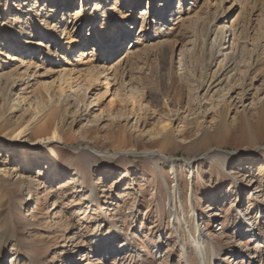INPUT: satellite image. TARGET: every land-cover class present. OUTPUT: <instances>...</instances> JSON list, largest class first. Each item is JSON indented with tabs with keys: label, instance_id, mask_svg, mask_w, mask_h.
Here are the masks:
<instances>
[{
	"label": "rangeland",
	"instance_id": "obj_1",
	"mask_svg": "<svg viewBox=\"0 0 264 264\" xmlns=\"http://www.w3.org/2000/svg\"><path fill=\"white\" fill-rule=\"evenodd\" d=\"M218 3L171 0V12L160 20L149 0H0V75L15 66L21 74L34 73L28 84L19 87L27 95L43 84L64 89L76 103L61 117L73 141L59 146L89 149L101 159L87 166L88 178L82 184L80 175L73 171L62 178L47 179L34 193L26 190L25 182L19 190L20 205L12 216H22L29 225L8 220L10 204L0 191V264H32V251L26 250L29 246L40 264H200L188 244L194 228L187 232L184 221V217L189 220L192 209L199 231L219 249L213 264H264V153L222 163L213 157L212 149L217 146L225 151L239 147L236 140L244 124L231 108L224 127L217 98L209 96L210 92L203 94L206 88H195L199 69L194 70V59L186 56V68L193 75L185 72L182 62L201 21ZM223 5L230 8L216 26L225 24L227 29L230 20L235 21L234 35L245 36L238 39V47L245 48L248 57L253 47L258 48L264 32V0H226ZM141 9L146 10L145 16ZM36 16L46 19L47 24L58 21L65 31L46 32V25L32 32L30 26H37ZM105 18L117 31L123 28L121 41L112 39L116 51L106 43L101 47L91 42L94 29ZM4 24L15 29L21 25L27 32L17 31L13 36L3 29ZM124 24L128 31L124 32ZM33 39L41 43L34 45ZM226 39L230 42L231 36ZM118 61L121 65L116 81L109 75H102L97 82L89 77L94 66L107 67V74ZM195 63H201L199 56ZM258 68L259 74L264 73V61ZM241 73L237 71L236 77ZM68 82L72 83L70 88ZM256 84L259 97H264V85L259 80ZM244 104L250 109V100ZM165 123L173 128L177 145L155 141ZM199 123L211 133L205 149L208 154H203L204 142L193 143L200 136ZM122 129L125 138L120 140ZM118 146L137 152L170 148L174 166L138 154L128 156L120 168L114 167L108 154ZM8 150L0 148V182L4 185L15 181L22 171L18 168L32 158L27 156L17 164L19 153L6 156ZM184 158L196 160L192 178L179 164ZM39 160L38 166L25 168L23 177L35 178L38 170H45L47 157L39 156ZM239 167L242 176L238 178ZM174 176L179 186L172 202L169 191ZM90 185L96 199L83 206L89 217L79 226L73 221L78 206L69 195L76 189L87 192ZM213 199L218 202L212 204ZM244 216L251 222L247 231L241 226ZM105 242H115L117 253L108 256L103 246L110 245ZM118 246L123 247L119 253Z\"/></svg>",
	"mask_w": 264,
	"mask_h": 264
},
{
	"label": "bare ground",
	"instance_id": "obj_2",
	"mask_svg": "<svg viewBox=\"0 0 264 264\" xmlns=\"http://www.w3.org/2000/svg\"><path fill=\"white\" fill-rule=\"evenodd\" d=\"M217 1L219 2L218 5L204 19V22L201 21V27H198V32H195V37L190 43L188 52L182 62L184 64L185 72L188 75H193L194 72L186 68V56L194 59L193 68L194 70L199 69L195 88L197 90L206 88L203 94H208L210 92L209 96L217 98V103L220 104V122L222 125L224 127L227 126V118L231 108L235 109L237 117L240 118V122L244 124V128L240 130L239 136L236 140V144H238L239 147L227 151L222 150L219 146L212 149L214 152L213 157H217L222 163L226 162L229 158L243 160L253 157L257 154V152L264 153V97H259V90L257 88L259 85L256 84L259 80L264 85V73L261 72V74H259L258 68L259 63L264 61V32L261 34V42H259L258 48L253 47V53H249L248 57H245L246 49H239L238 47V39L245 38V36L242 34L234 35V27H237L236 22L230 20L227 25V29L224 27L225 24L216 26V22L222 18L224 12L230 8V6H228L224 9L223 3L226 0ZM149 2H151V6L156 9L157 17L160 20L167 17L168 13L171 12V10H169L171 0H149ZM100 3L101 2L96 4L95 7L100 6ZM141 10L142 16H145L147 13L146 10ZM35 20L37 26H30L33 27L34 30H32V32L34 31V33H37L35 27L46 25V28H44L46 32L54 30L56 33L62 34L65 31V27L61 28V24L58 25V21L47 24L46 19L39 16H36ZM167 22L168 20L166 18L163 23L167 24ZM14 25L17 26L16 24ZM124 26V32L128 31L129 27H126V24H124ZM21 27L22 26L20 25L19 28L15 29L14 26L10 24H4L3 29L7 30L14 36L17 35V31L22 33L27 32V30L22 29L24 27ZM122 30L123 28H121L120 31H117V29L109 22V19L105 18V21L101 23L98 28L94 29V35L91 38V42L100 44L101 47L102 44L106 43L108 44L107 47L109 49L114 48L111 51H116L113 46V42L121 41L120 35ZM227 30L230 33L227 34ZM112 35L113 37L111 38ZM211 35H213L212 39H210ZM228 35L231 36V40L227 43L226 36ZM122 36L125 38L127 37V34ZM112 39L114 40L113 42ZM32 41H35V43H33L34 45L41 43L35 39ZM225 44L226 46L223 47ZM93 47L95 48L96 45ZM46 48L49 51L50 48L47 46ZM196 55L201 58V63L199 65L195 63L197 58ZM245 59L247 60L245 61ZM29 65H31V61ZM120 65L121 62H116L111 72L107 74L105 73L107 67L96 65L92 69L89 77H91L94 82H97L102 75L104 77L109 75L113 81H116L119 77L118 66ZM240 67L243 68L240 69ZM18 69L19 67L15 66L6 74L0 75V148H10V150L6 151V156H10L12 154L11 156L13 157L15 156V153H19L18 156L20 157V161L17 164H21L23 160L25 161L27 156H32V158L29 164H27V161L25 162V167L18 168V170L22 168V171L21 175H18V178L15 181L8 183L7 185L1 184L0 182V191L3 190L2 196L5 198L6 202L10 204L11 212L7 215L8 220L12 221L15 219L17 223H25L29 225L31 223L28 224L22 216V218L17 216V214L12 216L13 211L17 210V205H20V203H17L18 200H21L19 190L25 182L27 183L26 190H28L29 193H34L41 187L42 184L48 182L47 179L54 176L62 178L69 173V171H73L75 174L80 175V183L82 184L88 178V174L85 173L87 166L91 164H98L101 162V159L97 154L89 149L78 148L70 150L63 149L59 146V143L64 144L73 141V136L71 135L69 129L62 123L63 119H61V117H64L66 111L74 107L76 103L70 99V94H66L64 89H55L53 86L48 84L41 85L38 90L34 91L30 95H27L26 92L22 91V88L19 87L22 84H28L29 78H31V75H34V73L21 74L18 72ZM237 71L242 73L237 74L236 77ZM71 84L68 82L69 88L71 87ZM130 92L127 91L128 94H130ZM164 95H166V93H164ZM37 98L39 101H35ZM247 100H250L251 102L250 109L245 107L244 103ZM236 104H239V107ZM253 119H256V121H253ZM136 120L139 119L137 118ZM166 121L168 120H164V122ZM198 125H200V136L198 140L193 143L201 144L204 142L202 148L205 150L209 146L211 133L207 130V128H201L200 123ZM167 126V123L162 125L163 128L161 129V135L157 136L155 141L161 143V145L168 143H172L173 145L176 143L177 145L173 128H168ZM123 131L124 129L121 130L120 140L125 138V136H123ZM222 137V135L218 136V145H221V140L223 139ZM171 152L172 150L170 148L164 147L156 150L143 148L142 151L137 152L131 147L123 148L118 146L114 148L111 153L109 152L108 155L113 158L112 165L114 167L122 166L124 164V160L128 156L141 154L152 160H159L161 163L167 162L170 164V167L173 168L175 161ZM203 154H208V149L205 150ZM43 155H45L49 161L45 170H38L35 178L32 177L33 175L28 177L26 175L23 177V173L26 174L24 171L25 168L30 169L32 166H38L41 164L39 162L41 161L39 160V156L42 158ZM2 162H4V160L1 161V163ZM179 164L183 170L189 174L190 178L194 176L193 169L196 164V160L194 158H184L181 162H179ZM2 170L4 171V168H2ZM241 173L242 172L239 167V171H236V176L239 178L242 176ZM48 174L52 176L48 177ZM178 180L179 179L174 176L173 181L175 183L173 184L171 191H169V193L172 194L170 198L172 202L175 201L174 198L177 197L178 194ZM77 192H79L78 197L74 195ZM69 197H71V201L74 203V206H78L75 211V219H73V221L74 223L78 222V225L80 226V221L85 223L89 217L83 206H88V203H94L96 193L93 192V187L90 185L89 191L82 192L76 189V191L71 192ZM214 198L217 199L218 197L215 195ZM215 199H213L212 204L218 202ZM194 211L195 210L192 209L189 220L184 217L187 232L191 233V227L194 228L188 244L192 248L194 254L198 257L200 264H213L212 260L218 256L219 249L217 248L216 242L209 239L199 231L197 223L194 220ZM240 219H242L241 226L243 227V230L247 231L251 222L249 223L246 216ZM245 220H247L248 223ZM176 222L179 224V219H176ZM108 240L110 241L109 238ZM107 243L108 242H105V244ZM114 243L115 242H109L108 244L110 247L107 248L103 246V249L108 251V256L117 253H114ZM122 248L123 247L121 246L117 247L118 253ZM26 250L30 252L32 251L33 255L30 257L32 264H40L34 255L35 251L32 250V246L26 247ZM182 253H184V261L188 263L187 253L185 250Z\"/></svg>",
	"mask_w": 264,
	"mask_h": 264
}]
</instances>
